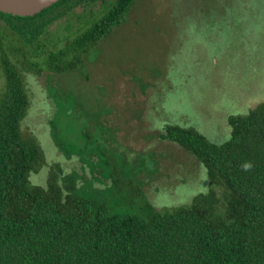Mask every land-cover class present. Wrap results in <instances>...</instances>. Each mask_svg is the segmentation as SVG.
Instances as JSON below:
<instances>
[{"label": "trees", "instance_id": "obj_1", "mask_svg": "<svg viewBox=\"0 0 264 264\" xmlns=\"http://www.w3.org/2000/svg\"><path fill=\"white\" fill-rule=\"evenodd\" d=\"M135 1L59 0L31 17L0 12V264H264V100L228 117L221 144L193 127L161 128L159 139L206 170L211 186L188 206L159 212L136 176L118 169L108 188L125 195L123 204L90 196L97 189L79 187L58 166L44 186L29 182L45 161L37 140L21 131L30 106L24 71L81 69ZM52 136L69 158L54 128Z\"/></svg>", "mask_w": 264, "mask_h": 264}, {"label": "rangeland", "instance_id": "obj_2", "mask_svg": "<svg viewBox=\"0 0 264 264\" xmlns=\"http://www.w3.org/2000/svg\"><path fill=\"white\" fill-rule=\"evenodd\" d=\"M23 74L30 106L21 131L45 161L32 185L44 186L58 166L111 201L107 176L118 169L136 176L159 212L172 211L211 185L203 165L159 132L193 127L221 144L228 117L264 100V0H136L81 69ZM124 196L112 198L123 204Z\"/></svg>", "mask_w": 264, "mask_h": 264}, {"label": "water", "instance_id": "obj_3", "mask_svg": "<svg viewBox=\"0 0 264 264\" xmlns=\"http://www.w3.org/2000/svg\"><path fill=\"white\" fill-rule=\"evenodd\" d=\"M59 0H0V12L19 17H31Z\"/></svg>", "mask_w": 264, "mask_h": 264}, {"label": "clouds", "instance_id": "obj_4", "mask_svg": "<svg viewBox=\"0 0 264 264\" xmlns=\"http://www.w3.org/2000/svg\"><path fill=\"white\" fill-rule=\"evenodd\" d=\"M252 167V165L250 164V163H245L244 165H243V168L245 169V170H247V169H249V168H251Z\"/></svg>", "mask_w": 264, "mask_h": 264}]
</instances>
